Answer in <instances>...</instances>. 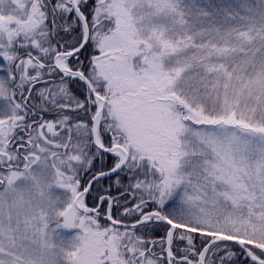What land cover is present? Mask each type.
I'll use <instances>...</instances> for the list:
<instances>
[{"label":"snow or ice","instance_id":"1","mask_svg":"<svg viewBox=\"0 0 264 264\" xmlns=\"http://www.w3.org/2000/svg\"><path fill=\"white\" fill-rule=\"evenodd\" d=\"M0 264H264V0H0Z\"/></svg>","mask_w":264,"mask_h":264}]
</instances>
